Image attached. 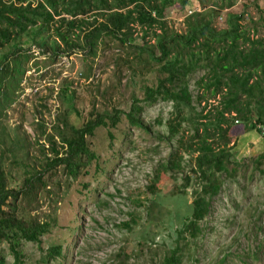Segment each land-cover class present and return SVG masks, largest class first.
Masks as SVG:
<instances>
[{
  "label": "trees",
  "instance_id": "obj_1",
  "mask_svg": "<svg viewBox=\"0 0 264 264\" xmlns=\"http://www.w3.org/2000/svg\"><path fill=\"white\" fill-rule=\"evenodd\" d=\"M234 2L192 13L185 19V33L179 34L168 28L165 9L174 3L184 9L188 0H0V242L9 245L17 264L23 243L41 245L43 237L57 225V217L51 214L46 221L31 215L45 195L54 196L62 187L56 176L61 174L69 184L79 177L93 175L96 179L106 173L88 138H93L99 128L117 130L123 114L118 109L111 115L93 108L85 123L76 128L68 112L62 111L50 128L35 122L37 136L29 141L20 128L6 122L7 111L23 90L25 66L33 57L32 50H24L23 45L28 41L39 54L48 53L52 62L77 53L85 58L97 57L101 47L113 42L133 51V61H119L128 65L132 83L136 77L143 80V102L162 101L173 108L164 125L167 138L176 142V148L159 165L149 186L151 193L157 192L161 175L170 173L175 178L182 154L195 156L191 174L182 179L183 190L174 194L184 195L191 177L197 180L199 189L192 203H186V210L178 209L177 217L184 221L177 232L179 243L186 234L193 239L201 232L199 224L209 215L211 200L222 191V175L231 174V131L238 125L248 132L264 128V37H251L240 26L238 15L229 14L224 30L213 24ZM93 14L102 21L96 16L90 21ZM135 26L145 34L152 31L154 43L144 39L141 45L135 44ZM199 72L202 74L196 80L194 96L190 80ZM70 87L62 86V93ZM133 112L127 114L129 123L149 131ZM76 113L81 116L78 110ZM185 126L188 135L184 134ZM109 137L115 139L112 133ZM34 151L40 154L34 156ZM262 160L264 155L257 166ZM26 166H31L33 173L20 188L10 190L9 174ZM49 186L55 187L53 192ZM182 256V247L176 246L157 264H182ZM43 258L49 263L63 261L65 253L60 245L52 246ZM0 264H7L4 256Z\"/></svg>",
  "mask_w": 264,
  "mask_h": 264
},
{
  "label": "rangeland",
  "instance_id": "obj_2",
  "mask_svg": "<svg viewBox=\"0 0 264 264\" xmlns=\"http://www.w3.org/2000/svg\"><path fill=\"white\" fill-rule=\"evenodd\" d=\"M232 1L188 0L184 9L174 3L165 9L167 26L176 33H185V19L193 15L189 11H208ZM234 3L214 19L215 28L226 29L229 14L238 15L240 26L251 37H264V0ZM94 16L102 21L95 14L90 21ZM134 28L135 44L141 45L144 39L154 43L152 31L145 34L140 27ZM22 48L31 49L33 57L25 66L23 90L7 111L6 122L12 128H20L29 141L37 136L35 122L50 128L62 111L68 112L69 121L76 128L85 123L93 108L98 113L112 115L118 109L123 114L117 130L99 128L93 138H88L106 173L96 179L93 175L79 177L69 184H65L61 174L56 176L62 187L54 196L45 195L31 215L46 221L51 214L57 217V225L43 237L41 245L23 243L18 264H157L176 246L182 247V264H264V160L257 166L264 155V131L248 132L240 125L234 127L228 144L232 149L231 174L222 175V191L211 200L210 213L199 224L201 232L193 239L186 234L177 243V232L184 223L177 217L178 209L186 210V203H192L199 189L197 180L191 175L185 194H174L183 190L182 179L191 174L195 156L182 154L180 168L174 170L175 178L170 173L161 175L157 192L151 193L149 186L159 165L176 148V142L167 138L164 125L173 108L167 102H143V80L136 77L132 83L128 65L119 61V58L133 61V51L113 42L101 47L97 57L85 58L77 53L52 62L48 53L39 54L28 41ZM201 74L190 80L194 96L195 83ZM65 85L71 87L63 94ZM133 96L139 101H134ZM132 110L149 131L129 123L127 114ZM160 119L162 124L158 123ZM188 132L185 126L184 134ZM35 151L34 156L40 154ZM32 173L31 166L13 170L8 176V188H20ZM50 187L53 192L55 187ZM59 245L65 259L46 262L43 257L47 249ZM2 256L7 264H17L6 242H0Z\"/></svg>",
  "mask_w": 264,
  "mask_h": 264
},
{
  "label": "built area",
  "instance_id": "obj_3",
  "mask_svg": "<svg viewBox=\"0 0 264 264\" xmlns=\"http://www.w3.org/2000/svg\"><path fill=\"white\" fill-rule=\"evenodd\" d=\"M193 12L191 11H189V15H191ZM262 131H264V128L262 127V128H260Z\"/></svg>",
  "mask_w": 264,
  "mask_h": 264
},
{
  "label": "crops",
  "instance_id": "obj_4",
  "mask_svg": "<svg viewBox=\"0 0 264 264\" xmlns=\"http://www.w3.org/2000/svg\"><path fill=\"white\" fill-rule=\"evenodd\" d=\"M245 135H247V134H245Z\"/></svg>",
  "mask_w": 264,
  "mask_h": 264
}]
</instances>
